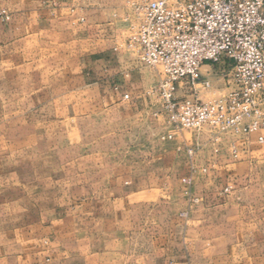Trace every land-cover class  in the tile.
<instances>
[{
    "label": "crops",
    "instance_id": "1",
    "mask_svg": "<svg viewBox=\"0 0 264 264\" xmlns=\"http://www.w3.org/2000/svg\"><path fill=\"white\" fill-rule=\"evenodd\" d=\"M140 1L0 0L10 14L0 18V140L103 121L109 138L128 142L124 152L146 156L73 183L37 216L13 211L15 221L0 226V264H264V128L223 136L218 152L207 128L164 136L163 73L118 31L132 24L121 8ZM85 42L94 50L85 54ZM53 72L58 81L45 77ZM110 153L93 151L86 167L111 171L97 160ZM188 176L198 201L177 190ZM149 230H158L151 245Z\"/></svg>",
    "mask_w": 264,
    "mask_h": 264
},
{
    "label": "built area",
    "instance_id": "2",
    "mask_svg": "<svg viewBox=\"0 0 264 264\" xmlns=\"http://www.w3.org/2000/svg\"><path fill=\"white\" fill-rule=\"evenodd\" d=\"M141 10L144 18L128 42L144 64L162 67L156 114L171 126L166 138L207 128L211 139L220 140L264 128V0H147ZM219 62L226 65L227 93L203 100L199 87L213 83L202 68ZM186 149L193 159L196 148Z\"/></svg>",
    "mask_w": 264,
    "mask_h": 264
},
{
    "label": "rangeland",
    "instance_id": "3",
    "mask_svg": "<svg viewBox=\"0 0 264 264\" xmlns=\"http://www.w3.org/2000/svg\"><path fill=\"white\" fill-rule=\"evenodd\" d=\"M140 2L137 7L132 5L129 13L123 12L121 8L122 14L129 15L131 13V25L123 27L120 25L121 23H118V31L128 44L130 36L144 18L141 6L147 0H141ZM119 5L123 6L122 3H119ZM0 18L3 20L10 19L9 12H0ZM81 22L84 23L85 21ZM94 48L93 44L85 42V54L94 50ZM208 64L210 66H207ZM205 65L202 70L210 73L211 69H214L216 74L209 76L213 83L212 88L199 87L200 97L203 100H214L227 93V76L223 71L226 65L224 62L207 63ZM144 66L157 67L162 72L161 66L146 64ZM49 75L51 80L58 81L59 75L56 74V76L53 72L45 77L49 78ZM221 87H224L225 91L218 93L217 91ZM184 93V90L180 89L179 94L183 95ZM110 131L111 127L103 121L93 123L73 120L64 124L51 125L47 130V135L36 140L20 143L0 140V226L1 224L10 226L15 221L11 218L13 211L16 217L18 215L20 218L29 215L37 216L45 207H54L60 192L66 190L73 183L85 178H105L109 173L119 172L123 168L124 162L129 159L134 162L146 157L145 155H131L124 152L123 148L130 145H128V142L125 143L123 138H109ZM213 141L215 142L214 148L219 147L221 139H213ZM140 143L139 140H132V145L139 146ZM99 148L115 151L112 154L97 155L98 162L111 164V171L86 167V161L93 157L92 152L98 151ZM178 189L183 192L185 198L194 199L196 197L193 184L188 185L185 183L182 187L179 186ZM147 207L141 210L148 212L153 209L151 206ZM157 231L149 230L147 244L155 243L157 240L155 233Z\"/></svg>",
    "mask_w": 264,
    "mask_h": 264
}]
</instances>
